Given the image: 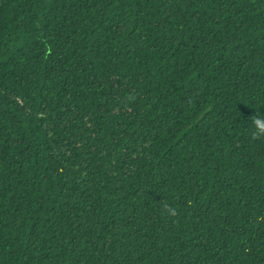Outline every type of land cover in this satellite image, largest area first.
<instances>
[{"label":"trees","instance_id":"trees-1","mask_svg":"<svg viewBox=\"0 0 264 264\" xmlns=\"http://www.w3.org/2000/svg\"><path fill=\"white\" fill-rule=\"evenodd\" d=\"M256 112L264 0H0V264H264Z\"/></svg>","mask_w":264,"mask_h":264},{"label":"clouds","instance_id":"clouds-1","mask_svg":"<svg viewBox=\"0 0 264 264\" xmlns=\"http://www.w3.org/2000/svg\"><path fill=\"white\" fill-rule=\"evenodd\" d=\"M131 99V98H130ZM252 128H251V138L264 139V115H261L259 112H256L254 116L250 118ZM164 209V215L168 217L177 216V210L174 207H171L167 202L162 203L161 205Z\"/></svg>","mask_w":264,"mask_h":264}]
</instances>
